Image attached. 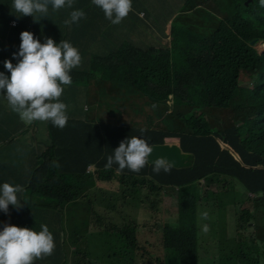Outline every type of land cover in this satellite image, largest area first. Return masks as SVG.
I'll use <instances>...</instances> for the list:
<instances>
[{
	"label": "trees",
	"instance_id": "16d2710c",
	"mask_svg": "<svg viewBox=\"0 0 264 264\" xmlns=\"http://www.w3.org/2000/svg\"><path fill=\"white\" fill-rule=\"evenodd\" d=\"M208 1L188 0L185 8L193 9ZM12 3L13 0H0V56L9 53L14 58L17 38L19 41L22 31H30L28 27H33L34 20L30 16L18 18L11 10ZM94 6L79 8L85 10L82 20L91 19ZM59 12L62 10L51 11L52 15ZM61 15L62 28L63 12ZM12 19L17 21L15 26L10 23ZM184 24L187 25L179 26V17L173 29L176 45L185 44L182 54L175 47L139 49L126 44L116 49L109 44L106 52L95 53L87 61L90 66L70 72L74 94L88 95L93 86L91 71L95 70L98 77L93 79L100 88L94 96V109L104 111L109 122L91 114L95 123L68 120L63 129L52 125V144L44 155L45 162H40L41 166L34 171L30 190L57 203L67 220V243L75 247V253H86L88 236H96L104 242L109 239V245L126 264H200L198 229L193 222L195 197L190 194L191 205L187 208L184 200L179 199V224L183 227L164 228L159 239L156 228L147 224L160 211L144 207L143 225L138 219L143 203L136 200L143 195L144 199L146 195H159L160 199L167 195L163 192L165 187H178L180 193L183 187H196L202 180L210 184L223 182L220 190H229L235 183L227 179H233L243 187L245 195L241 210L236 212L232 208L237 234V251L232 254L238 253L237 264H264V225L255 224V211L264 209V53L259 54L250 45L254 39L264 40V7L259 0H253L248 7L244 3L238 5L232 18L222 21L209 37L198 23ZM43 25L51 27L52 23L39 20L38 26ZM99 47L102 49L103 45ZM250 78L255 79L252 87H241V81ZM141 95L157 116L158 105L173 102L174 110L163 118V127L136 124L137 114L132 113L137 107L131 106ZM126 120L133 125L126 124ZM149 121L152 123L153 119ZM140 129L146 131L141 133ZM132 136H143L150 145H163L166 139L176 138L183 152L194 155L193 166L157 174L148 164L141 170L147 177L128 175V169L120 172L115 164L105 170L107 156L122 140ZM91 165L98 170L88 175ZM93 176L98 183L110 184L114 190H92ZM89 180L92 187L87 185L86 190L80 191ZM244 203L249 204L244 207ZM76 204L88 209L81 225L77 223ZM118 205L129 210L127 216ZM141 228L149 233L141 235ZM80 239L86 242L81 244ZM158 240H162L161 246ZM112 258L107 255V259Z\"/></svg>",
	"mask_w": 264,
	"mask_h": 264
},
{
	"label": "clouds",
	"instance_id": "9594fccd",
	"mask_svg": "<svg viewBox=\"0 0 264 264\" xmlns=\"http://www.w3.org/2000/svg\"><path fill=\"white\" fill-rule=\"evenodd\" d=\"M73 3L74 0H13L11 10L17 15L18 18L21 16H30V19L39 21L38 14L40 15L41 19L48 16L49 9H52L53 11H59L65 7L72 8ZM251 3H253V0H245L246 7H248ZM92 4L102 9L105 18L108 19L112 24L121 23L122 20L127 17L128 13L132 10V0H92ZM259 5L264 7V0H259ZM181 8L182 9L180 13L175 18L176 21L180 17V27L186 26L187 24H184L186 22H195L198 23L204 30L203 20L205 18L210 20L216 18L215 15L207 12L203 8L202 4L195 6L193 9L185 8L184 5ZM85 15V12L82 10H73L70 13V18L65 20L64 23L69 26L73 23H78L82 18L85 17ZM216 20L217 21L214 19L212 23V34H215L220 27V23L225 21L221 20L220 18H217ZM10 23L12 26H15L17 21L16 19H12L10 20ZM34 25L35 22L32 28L28 27L30 31L25 30L20 33V40L18 41V44L14 46L16 52L12 54L14 58L9 56V53L7 55L4 53L7 59L5 61L0 59L4 61V67L10 74L5 75L4 72H0V93H2L6 98L9 107L14 112L18 113L14 114L15 116L12 118L16 119L20 126L23 125L26 128H30L36 127L38 121L49 122V143L45 151L37 155L36 165L33 164V167L30 169V171H28V173H20L19 168L17 169L20 179L30 176L28 179V187L23 188V186L20 184L13 185L9 182H4L2 185H0V211L6 213L7 217H11L12 220V224L6 223L3 226V229L0 230V264H34L36 260L45 258L54 253V238H59V242L61 244L64 242V248H60V250L56 253H63V250L69 246L67 243V220L65 215L59 212L57 207L51 205L55 201H51L35 193L39 201L40 197H42L45 201L44 208H41L40 203H33L34 207H36V205L38 206L37 210L41 215L40 221L45 223L40 226L41 230L38 232L33 228L19 226L21 219L24 218V213L28 212V210L22 208L16 216L17 221H14L11 215L13 212L11 208L14 206L17 209H20L22 207V200L19 197H21L23 200H29L30 193H34L32 190H30V182L34 175V171L41 166L39 163L45 162L46 159L44 158V155L47 153L48 148L52 144L50 127L53 125L63 129L67 125L68 120L95 123V121L90 118L93 108L91 109V112L88 111L89 108L87 109L88 113L90 112L87 120H82L80 118L69 119L66 111L67 105L60 100V97L64 93V88L72 84V77L70 75L71 70L81 66L82 57L79 53V50L68 41L61 40V42L57 44L50 37L46 38L45 42L41 43L38 38L34 37ZM205 34L208 37L212 35L207 33ZM35 35H39L37 31L35 32ZM171 36H174V40L171 41L173 43L172 45L160 46L157 47V49L175 47L176 50L181 51L180 53L182 54L184 52L183 48L185 47V44L181 43L180 45H176V31L173 33L172 30ZM254 40H258V43L255 46H252L251 43L250 45L259 54H263L264 48H259V45L260 43H263L264 40ZM125 45H123L122 48ZM120 48L121 47L116 49ZM97 49L98 51L96 50V53H102L101 49ZM162 104L167 105L168 107L166 114H171L174 110L173 102L168 100L164 101ZM97 113L104 114V111H97ZM104 116L106 115L104 114ZM104 116L102 117L103 119H105ZM163 118L164 116H160L158 121L163 123ZM23 120L29 122L30 124L26 126L25 123L21 122ZM33 121L35 123H32ZM103 121L109 122L108 117ZM0 126L2 127L1 124ZM4 130L7 132L9 141V139L14 136L12 128L8 124L4 126ZM145 131L146 129H140L141 133H144ZM20 139H23V136H20ZM171 139L174 141H170ZM3 142H5V140ZM1 143L2 142L0 141V144ZM165 144L179 145V140L176 138H169L166 139ZM152 146L153 145H150L148 141L143 138V136H132L122 140L119 146L113 150L112 154L107 156L106 163L104 165L105 170L111 169L115 164L118 166V171L120 172H123L124 169H128L131 172L126 174L145 177L146 175L144 172L141 173V170L149 164L152 165V171L157 174H159L161 171L170 173L174 167L173 163L166 157H157L156 159L152 160L151 163H149L150 155L154 151ZM223 148L227 149L228 147L224 146ZM232 155L235 159L240 160L235 152H232ZM54 166L58 167L59 165L54 163ZM4 168L10 169L11 165H6ZM96 170H98L97 166L91 165L87 168V174L92 175V173H94ZM94 180L96 181L95 177ZM201 184L209 185L210 183L202 180L198 186L202 187L203 185ZM206 190H209V188H206ZM24 191H26L28 194L27 198L24 195ZM163 192L167 195L159 199V204L166 208V198L169 196L174 197L176 193H179V188L165 187ZM250 196L252 197L253 195ZM169 202L172 205L170 206L171 208H178L179 210V203L175 204L172 201ZM149 209L152 210L153 207L151 206ZM204 218H207V213H204ZM51 221L53 222L51 223ZM54 222H57V226L54 224ZM249 225L251 226L253 224ZM50 226H53L56 229L54 235L51 233L52 228ZM48 227L51 229V232ZM204 230H208L207 226H205ZM62 235L63 238L60 237ZM92 237L90 238L88 236L87 242L91 241ZM75 251V247H71L69 253H75ZM90 254V250H86V253H76L75 258L77 263L80 262L85 264L84 257H90ZM89 262H87V264ZM100 264L114 263L102 262Z\"/></svg>",
	"mask_w": 264,
	"mask_h": 264
},
{
	"label": "crops",
	"instance_id": "0c3cea01",
	"mask_svg": "<svg viewBox=\"0 0 264 264\" xmlns=\"http://www.w3.org/2000/svg\"><path fill=\"white\" fill-rule=\"evenodd\" d=\"M90 1L74 0L73 7L75 5L79 9L84 8V6L88 4L91 6L92 0ZM183 5L184 3H174V0H132V10L119 24H112L111 22L109 23L105 21L106 18L102 9L94 6L93 8L95 11L91 14L93 16L89 21L81 19L78 23H73L70 26L63 23L62 28L59 27V22L62 20V12L65 22V20L70 18V13L77 8L65 7L61 9L62 12H59L57 15H52V9H49L47 17L40 19L39 14L38 16L39 20L46 23L51 21V27L47 25L38 26V21L35 20L34 22L36 26L33 28V32L34 37L38 38L41 43L45 42L46 38L50 37L57 44H59L61 40H65L76 47L81 54L82 63L80 67L74 68L71 71L77 72L78 70H82L84 66H90V63L87 62L89 59L87 58L85 48L89 43L98 42L99 44H102L103 48L101 49V52H106V45L109 44L112 45L113 48H119L125 44H132L134 47L139 49L172 45L173 43L171 41L174 40V36H171V33L176 25L175 18L180 13ZM79 10L85 12L83 9ZM95 22H97V24L93 26ZM108 24L111 25L110 28L108 27ZM131 29L133 30L132 33ZM36 31L39 34L38 36L35 35ZM17 44L18 40L15 42L14 46ZM99 46L98 48L100 49ZM0 59L5 61L7 57L2 54ZM72 85L73 84L64 88V93L60 97V100L67 105L66 111L69 119L80 118L82 120H87L86 113H88V104L83 100V96H86L87 94H74L73 89L70 88ZM89 111H91L90 107ZM14 114L18 113L14 112L9 107L6 98L2 93H0V124L2 125V127L0 126V141L2 142L0 144V185L4 182H9L13 185L20 184L23 188H25L28 187V179L30 176L20 179L18 175L19 173L17 172L19 165L14 164L13 161H18L19 158H29L34 161V164L36 165L37 155L44 152L49 143V122L38 121L36 126L37 129L36 127L26 128L23 125L20 126L17 123V120L12 118L15 116ZM21 122L25 123L26 126L30 124L24 120ZM8 124L14 133V136H12L9 141L7 132L4 130V126ZM20 136H23V139H20ZM4 140L5 142H3ZM25 140H28V143L25 146V148H27L26 151L19 147L22 146V143ZM3 152L6 154H3ZM26 154H28V157ZM6 165H11V168L5 169L4 167H6ZM118 175L122 174L119 173ZM94 184L95 185L93 187L89 185L92 187V190L98 187L114 190L111 188L110 184L103 185L97 181H95ZM25 194L26 191H24V195ZM19 198L22 200V207L17 209L12 206L11 208L13 211L11 215L14 221H17L16 216L21 209L25 208L28 212L24 213V218L21 221L35 225V231H40L38 224H41L42 222L40 221L41 215L37 210L38 206L36 205V207H34V202H31L30 200H23L21 197ZM43 201V198L40 197V204ZM175 210L179 213L177 208ZM50 227L52 228L51 233L54 235L56 229L53 226ZM2 229L3 226H0V230ZM75 255L76 253H67L66 256H63L62 253L56 257L47 256L43 259H47V261H51L53 264H82L80 262L77 263ZM88 264H91V262Z\"/></svg>",
	"mask_w": 264,
	"mask_h": 264
},
{
	"label": "rangeland",
	"instance_id": "374dc122",
	"mask_svg": "<svg viewBox=\"0 0 264 264\" xmlns=\"http://www.w3.org/2000/svg\"><path fill=\"white\" fill-rule=\"evenodd\" d=\"M188 0H174V3H184V6H186ZM245 4V0H210L206 4L203 5V8L209 12L210 14L215 15L216 18H213V20L205 18L203 20L204 24V32L207 34H212L213 32V21H217V18H220L221 20H227L232 18V16L236 12V8L240 4ZM111 25L108 24V27L110 28ZM101 45L98 42L89 43L85 48L87 52V58L89 60H92L94 57V54L96 53V50L98 46ZM179 53L181 51H178ZM178 57H184L179 56ZM4 61L0 60V72H4L5 75H10L5 67H4ZM98 63V62H97ZM98 74H96L95 70L91 71V79L93 86L91 87V93L87 96H83V100L85 103L88 104V108H93L92 114L99 117L100 120L107 119L104 114H97V111L94 109V96L96 92L99 90L100 85L99 82H94L93 77H98ZM104 75V74H103ZM87 77L84 81H86ZM252 83H255V79H244L241 81V87L250 88L252 87ZM135 95H139V93H136ZM140 101L139 105L138 102ZM131 107H137V110L135 113L137 114V121L136 124L141 127L145 128H158L163 127V123L159 122L158 119L160 116L166 117L167 114L165 110H167V106L165 105H158L160 114L157 116L156 113L149 107L148 100L144 98L141 95V100L136 97V103L132 105ZM89 111V110H88ZM91 112V111H90ZM89 113H86L87 117L90 115ZM165 112V113H164ZM104 116L105 119L102 117ZM128 117L127 119H129ZM153 119L152 123L149 121V119ZM127 121V120H126ZM32 123H35L34 121ZM126 124L133 125V123L127 121ZM134 124V125H136ZM174 141V140H170ZM28 143V140H25L22 143L21 149L24 151L27 150L25 148L26 144ZM1 149V148H0ZM3 154H6L3 152ZM28 157V154H26ZM14 164L19 165V171L20 173H28L30 169L33 167L34 161L30 160L29 158H19L18 161H13ZM227 181H231L235 183L233 185V189H231V186L229 187V190H220V187L224 184H220V182L216 184L203 185L202 187H199L196 185V187L191 188V186H186L181 189L180 193H176V195L169 196L166 198V208L161 206L159 204V195L155 196H149L144 199V195L141 196L140 200H136L138 203H143V206L140 208L141 213L138 216V219L143 225H146L144 223V220H142L144 207L150 208L153 207L154 211H160V214H157V217L155 220L148 219V224L151 228H156V234L157 239H159L160 235H162L163 229L168 227H183L180 222V215H178L176 208H171V203L169 201H172L173 203L177 204L179 203V199L184 200V207H189L191 205L190 201V194H192L195 199L197 200L196 205V215L195 220H193L194 224L197 226L198 229V259L200 264H237V260L235 259V255L238 253L232 254L233 251H237V234H236V220L234 217V211L237 212L241 210V201L244 197V191L243 187L239 184L237 180L233 179H227ZM87 185H91V180L87 182V184H83L80 188V191L86 190ZM206 188H209V190H206ZM231 189V190H230ZM28 194H25V197L27 198ZM29 200L34 203H40L35 193H30ZM201 200L203 201V205L200 206L199 202ZM249 203H244V207L248 205ZM52 206L57 207V203L53 202L51 204ZM78 211H79V218L77 223L83 224L85 222L88 209H82L83 207H86L85 205L76 204ZM120 207L121 212L125 213L126 216L129 213L128 209H123V205H118ZM45 207V201L41 203V208ZM243 207V208H244ZM233 208V209H232ZM134 209V208H133ZM178 209V208H177ZM204 213H207V218H204ZM23 219V218H22ZM21 219V220H22ZM39 225V230H41V225ZM53 221H51L52 223ZM6 223L12 224L11 217H7L6 213L3 211H0V226H4ZM54 224L57 226V222H54ZM255 224L256 225H264V209L260 208L255 211ZM20 227H28L36 229V226L33 224H28L20 221ZM205 226H207V231L204 230ZM49 228V227H48ZM50 232L51 229L49 228ZM149 231L147 229H140L141 235H147ZM118 237H114L113 239H116ZM106 242L103 241V239H99L97 237H92L91 241L87 242L86 250H90V257L85 256L84 261L85 264L87 262H91V264H100L102 262L104 263H114V264H126V260L123 257H119V255L114 250L112 244L109 245L111 242L109 239H105ZM55 241V250L54 253L50 256L56 257L59 254L62 253H56L60 250V248H64V243L61 244L59 242V238H54ZM79 242L81 244H84L86 241L83 239H80ZM158 243L160 246L162 245V240H158ZM71 245L67 246L63 250V256H66L67 253H69L71 249ZM159 251H162V247L159 249ZM158 252V251H157ZM93 253V254H92ZM117 254L118 256L115 257L114 254ZM107 255L113 257L112 259H107ZM92 256V258H91ZM100 262V263H98ZM34 263L36 264H53L51 261H47V259H38ZM58 264V263H54ZM239 264V263H238Z\"/></svg>",
	"mask_w": 264,
	"mask_h": 264
},
{
	"label": "water",
	"instance_id": "95a60500",
	"mask_svg": "<svg viewBox=\"0 0 264 264\" xmlns=\"http://www.w3.org/2000/svg\"><path fill=\"white\" fill-rule=\"evenodd\" d=\"M258 40L251 42L252 46H255ZM153 153L150 155V162L157 157H166L169 161L173 163V167L177 169L192 167L194 162V155L191 153H185L182 151L179 145H153ZM234 155V154H233Z\"/></svg>",
	"mask_w": 264,
	"mask_h": 264
},
{
	"label": "bare ground",
	"instance_id": "6f19581e",
	"mask_svg": "<svg viewBox=\"0 0 264 264\" xmlns=\"http://www.w3.org/2000/svg\"><path fill=\"white\" fill-rule=\"evenodd\" d=\"M259 48H264V42L260 43Z\"/></svg>",
	"mask_w": 264,
	"mask_h": 264
}]
</instances>
